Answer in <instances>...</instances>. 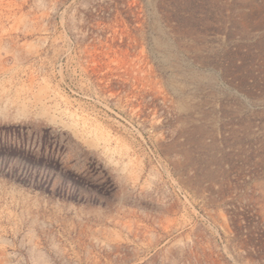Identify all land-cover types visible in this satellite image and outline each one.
<instances>
[{
	"label": "rangeland",
	"instance_id": "374dc122",
	"mask_svg": "<svg viewBox=\"0 0 264 264\" xmlns=\"http://www.w3.org/2000/svg\"><path fill=\"white\" fill-rule=\"evenodd\" d=\"M0 264H264V0H0Z\"/></svg>",
	"mask_w": 264,
	"mask_h": 264
}]
</instances>
